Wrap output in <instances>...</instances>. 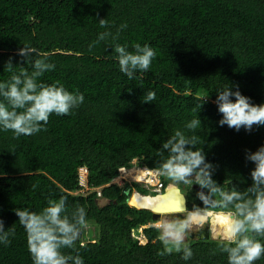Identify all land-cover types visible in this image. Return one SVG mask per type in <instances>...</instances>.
<instances>
[{
    "label": "trees",
    "instance_id": "obj_1",
    "mask_svg": "<svg viewBox=\"0 0 264 264\" xmlns=\"http://www.w3.org/2000/svg\"><path fill=\"white\" fill-rule=\"evenodd\" d=\"M105 31L112 35L96 43ZM116 43L130 51L136 43L150 45L156 51L150 69L130 80L119 69ZM24 45L55 65L40 82L60 81L84 101L67 115L52 113L30 136L0 127V219L5 231L14 230L10 243H0V264H33L14 210L40 212L60 196L69 213L85 208L87 228L76 243L83 264H228L221 239H188V260L182 253L158 255L163 245L152 212L130 206L126 189L114 184L101 189V198L75 193L77 169L87 167L91 186L109 182L133 158L158 169L163 143L181 130L196 136L221 188L250 187L254 164L246 153L264 145V126L250 132L219 126L215 100L217 91L238 85L250 102L264 103V0H0V82L12 75L9 59L17 74L33 70L17 55ZM149 91L156 98L145 103ZM193 118L201 124L187 129ZM190 191L188 208L203 210L200 191ZM254 264H264V255Z\"/></svg>",
    "mask_w": 264,
    "mask_h": 264
},
{
    "label": "clouds",
    "instance_id": "obj_2",
    "mask_svg": "<svg viewBox=\"0 0 264 264\" xmlns=\"http://www.w3.org/2000/svg\"><path fill=\"white\" fill-rule=\"evenodd\" d=\"M98 22L102 28L108 26L105 18H99ZM125 27L121 25V29ZM111 35L108 31L100 33L96 43ZM116 38L112 36L113 40ZM114 50L120 71L130 80L136 78L137 72H147L156 57V51L148 44L141 46L136 43L130 51L127 45L116 43ZM17 55L24 58V64L31 62L33 70L29 73L21 67L17 74L13 72L11 59L6 63L12 75L10 79L0 82V127L20 137L41 131L52 113L69 114L71 109L83 103L84 95L78 90L68 91L60 81L51 84L40 82L43 74L54 69L55 65L34 48L24 45L18 49ZM33 55L37 58L30 61ZM234 87L235 90L233 86H228L216 92L215 103L221 114L219 126L226 125L236 131L243 128L248 132L254 125L264 126V103L250 102V97L243 95L238 85ZM155 98V92L149 91L143 101L151 103ZM199 99L201 108L208 94ZM200 124L199 118H193L186 127L195 130ZM196 144V136L189 137L183 131L176 130L162 145V149L167 150L166 154L164 151L158 153L163 157L158 168L159 175L177 186L183 184L190 188L193 184L198 185L201 191L197 195L206 206L204 209H229L230 225L221 238V251L227 253L228 264H254L264 255V243L257 238L264 237V145L255 151H247L246 159L254 164L250 171L252 182L250 187L240 192L225 190L213 180V165L206 161V154ZM203 189L208 190L207 194ZM204 209L194 210L183 219L162 224L159 240L163 250L158 255L176 252L182 253L184 260L190 259L193 253L186 241L196 230L191 217L203 215ZM14 211L26 231L33 264H83L82 257L76 251V243L82 230L87 227L84 207L77 206L69 213L67 197L60 196L59 199L50 198L40 212L28 208ZM210 218L207 216L198 226L207 223ZM12 235L14 230L5 231L4 222L0 219V243H10L9 237ZM65 249L72 251L66 254Z\"/></svg>",
    "mask_w": 264,
    "mask_h": 264
},
{
    "label": "built area",
    "instance_id": "obj_3",
    "mask_svg": "<svg viewBox=\"0 0 264 264\" xmlns=\"http://www.w3.org/2000/svg\"><path fill=\"white\" fill-rule=\"evenodd\" d=\"M77 170L78 189L75 193L85 195L90 191H95L98 198L101 197V189L111 184L129 190L131 196L133 192H137L134 184L139 185L143 190L150 189L156 193H160L165 184L158 169L139 165L136 158H133L129 165L118 166L116 174L111 180L100 186H91L88 183V169L85 165L79 166Z\"/></svg>",
    "mask_w": 264,
    "mask_h": 264
},
{
    "label": "water",
    "instance_id": "obj_4",
    "mask_svg": "<svg viewBox=\"0 0 264 264\" xmlns=\"http://www.w3.org/2000/svg\"><path fill=\"white\" fill-rule=\"evenodd\" d=\"M192 187L194 190L201 191L198 185L193 184ZM205 192V190L203 189ZM159 195L160 200L157 202L154 208H147V207H138L134 203L130 201V191L126 190V201L127 203L135 208H143L150 210L152 212L153 219H167L168 221H177L179 219H183L186 217L185 213L187 209V201L184 193L180 190L179 186L175 185L174 183H168L162 192L156 194ZM154 195V196H156ZM172 195L176 198L175 200L172 198ZM210 212V211H205ZM220 212H227L230 211H220ZM212 218L207 223H202L200 226H193L196 230L192 233L188 239L190 240H208L210 238L220 240L221 236H213L212 235ZM187 239V240H188Z\"/></svg>",
    "mask_w": 264,
    "mask_h": 264
},
{
    "label": "bare ground",
    "instance_id": "obj_5",
    "mask_svg": "<svg viewBox=\"0 0 264 264\" xmlns=\"http://www.w3.org/2000/svg\"><path fill=\"white\" fill-rule=\"evenodd\" d=\"M132 194L133 195L131 196L130 201L138 207L154 208L156 206L157 202L160 200L159 195L158 196L157 195L152 196V195L142 194L138 191L133 192ZM172 198L174 200L176 199L174 197V195H172ZM136 202H138V203H136ZM210 213H212V212H210ZM220 213L221 214H219V217L217 214H215L212 217V214L208 213V215H210L212 218V220H211L213 223L212 235L213 236L215 235V237L216 236L222 237L223 234L227 232L229 225H230L229 213H223V212H220ZM192 217H193V219H197L196 216H192Z\"/></svg>",
    "mask_w": 264,
    "mask_h": 264
},
{
    "label": "rangeland",
    "instance_id": "obj_6",
    "mask_svg": "<svg viewBox=\"0 0 264 264\" xmlns=\"http://www.w3.org/2000/svg\"><path fill=\"white\" fill-rule=\"evenodd\" d=\"M162 179L164 180V181H170V180H168L166 177H163L162 176ZM170 182H172V181H170ZM173 183V182H172ZM179 187H180V189H181V191H183V192H185L186 193V191H190V188H188V186H185V185H183V184H181V185H179ZM139 191H141V192H144V193H148V194H153L154 192L153 191H151L150 189H139ZM190 192H192V191H190ZM144 193H142V194H144ZM130 197V196H129ZM104 203V201L102 200V201H100V204H103ZM136 203H138V202H136ZM209 214H212V217L215 215V214H217L218 215V217H219V214H221V213H219V212H212V213H210V212H208ZM208 213L207 212H203V215H201V216H196L197 217V219H193V217H191V219L196 223V226H198L200 223L199 222H204L205 220H206V217L207 216H210V215H208ZM211 217V216H210ZM203 221H202V220ZM167 222L165 221V220H163V219H161V221H156L154 224L156 225V226H159V227H161V225L162 224H166ZM87 228V227H86ZM92 228V227H91ZM93 229V228H92ZM215 236V235H214Z\"/></svg>",
    "mask_w": 264,
    "mask_h": 264
},
{
    "label": "flooded vegetation",
    "instance_id": "obj_7",
    "mask_svg": "<svg viewBox=\"0 0 264 264\" xmlns=\"http://www.w3.org/2000/svg\"><path fill=\"white\" fill-rule=\"evenodd\" d=\"M168 183H172V182L169 181ZM168 183H167V184H168ZM167 184H164V188H165V186H166ZM164 188H163V189H164ZM179 188H180V187H179ZM163 189H162V191H163ZM190 189H191V190H194V188H193L192 186L190 187ZM180 190H181V189H180ZM162 191H161V192H162ZM194 191H197V190H194ZM182 192H183V191H182ZM197 192H198V191H197ZM183 193H184V195H185V197H186V201H188V191H186V193H185V192H183ZM145 194H148V193H145ZM155 194H156V192H154L153 194H149V195H152V196H153V195H155ZM187 209H188V210H187L186 213H185L186 217H187L191 212H193L194 210H196V209H189L188 206H187ZM158 220L161 221V218H158L156 221H158ZM163 220H165L166 222H168L167 219H163ZM193 226L196 227V223H194Z\"/></svg>",
    "mask_w": 264,
    "mask_h": 264
}]
</instances>
